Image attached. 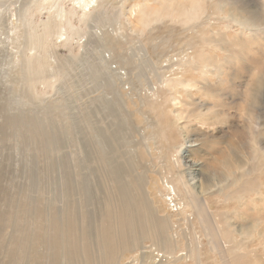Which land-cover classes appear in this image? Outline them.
Instances as JSON below:
<instances>
[{"label":"rangeland","instance_id":"rangeland-1","mask_svg":"<svg viewBox=\"0 0 264 264\" xmlns=\"http://www.w3.org/2000/svg\"><path fill=\"white\" fill-rule=\"evenodd\" d=\"M13 1L10 0L0 9V126L5 124V118L24 113L35 123L18 136L24 138L26 145L29 134L31 140L36 138L38 141L29 151L30 158L23 154L26 150L23 147L19 148L18 154L16 181H19V190L26 175L27 163L32 169L28 228L14 240L10 228L0 227L4 229L0 230V264H10L9 254L17 251L21 245V256L18 260H11L18 264L25 263L22 257L28 247L31 249L30 259L33 255L38 258L34 259V264H53V257H57L53 260L60 264H66V261L84 264L83 254L77 251L82 247L81 237H85L90 261L100 264L97 227L103 204L115 199V191L114 180L97 154L100 139L96 136L97 128H102L105 149L111 148L108 152L113 164L119 165L125 173L131 171V167L121 161L123 156L128 153L130 161L138 157L137 164L132 166L134 174L148 172L154 178L149 188L154 190L151 196L155 200L159 189L162 191L161 182L156 179L158 173H164L169 168V175L179 182L180 179H188L189 170H194L189 189H193L200 201H195L190 207L201 206L206 197L209 213L205 219L211 215L216 221L210 218L208 222L204 220L205 224L202 225L196 221L194 230H185L184 222L178 219L177 224L181 229L177 230V243L180 245L181 242V245L173 248L174 256L184 253L186 246L196 242L204 244L212 238L220 244L238 242V251L232 252L233 258L228 255L229 259L226 255L229 263L264 264V0H200L205 12L200 13L202 17L195 20L194 25L186 26L174 20L153 17V22H149L142 34L134 15L143 13V3L147 6L146 10H153L170 6L171 2V6H176L177 2L180 6H186L189 0H100L97 3L93 0L89 6L97 7L99 11L84 21L79 20L81 9L77 2L84 4L88 0H61L66 11L74 7L78 10L76 14L69 15L70 33L75 35L78 32L76 36L83 38L80 45L76 44V40L63 45L59 43L60 39L54 47L50 44L49 49L54 55L51 61L55 64L42 69L39 77H29L21 63L14 64V59L8 60L11 54L17 52L15 43L17 40L20 43L24 35L21 24L10 31L5 23L6 18H16L19 3L11 4ZM46 7L37 19L46 20L55 14L53 0H48ZM88 8H85V12H88ZM169 10L172 11V8L169 7ZM231 18L246 21V25H239ZM178 20L183 22V16ZM198 22L200 26H196ZM98 27L117 32L116 37H105L107 48H113L115 54L112 61L120 64L121 73H127L123 85L127 93H121L125 100L123 102L116 94L117 87H112L111 91V85L104 87L109 83L108 76L98 67L99 50L104 49L101 41L89 33ZM120 27L123 33L118 34ZM213 33H217V37ZM109 34L113 35L111 32ZM208 36L213 40L207 39ZM65 37L64 34L62 39ZM203 40L217 42L218 46L211 45L207 54L197 56L196 62L207 61L218 67L214 69L209 65L206 72L184 69L180 73L182 70L177 64L170 63V59L188 54L195 49L194 45L204 44ZM95 71L103 75H95ZM207 71L210 73L207 74ZM178 75L193 82L194 86L188 90L184 84L174 81V88L168 90L162 79L174 80ZM54 80L58 82L57 89L47 93L44 101L38 102L32 91L39 92L42 82ZM174 97H179L181 104H184L181 105L179 99L174 101ZM185 103L189 105L184 106ZM122 105L127 107V114ZM161 112L167 117L162 116ZM178 113L182 119L178 118ZM40 120L48 127L39 123ZM173 121L178 124L175 125ZM46 132L49 141L45 137ZM4 138L7 139L6 145L14 143L12 139ZM41 142L46 144L44 150L38 148ZM4 150L6 153L3 155L7 156L8 150ZM176 158L181 161V168L174 165ZM219 188L222 190L219 191ZM205 191L211 193L205 195ZM160 209L162 212V207ZM38 211L56 216L72 212L76 218V228L79 230H73L76 242L71 248H63L66 235L58 238L57 250L62 255L57 256L50 248L43 252L48 237L46 223L49 220L46 216L37 217ZM82 214L88 216L87 222ZM81 223L84 236L83 230H80ZM195 230L199 237L195 235ZM217 230H220L221 237L217 235L215 240L211 234H219ZM34 232L36 240L32 239L31 233ZM56 232L61 233V230ZM192 234L195 238H192ZM123 238L124 243L113 252L109 264H153L149 252L158 250L153 243L166 244L168 234L164 230H130L129 238ZM218 253L223 255L222 251ZM182 259L175 261L172 258L167 264L196 263L191 258ZM203 262L225 264L223 258L205 259Z\"/></svg>","mask_w":264,"mask_h":264},{"label":"bare ground","instance_id":"bare-ground-1","mask_svg":"<svg viewBox=\"0 0 264 264\" xmlns=\"http://www.w3.org/2000/svg\"><path fill=\"white\" fill-rule=\"evenodd\" d=\"M9 1L10 0H0V9L2 7H5ZM47 1L48 0H15L11 3V4H13L14 2L19 3V6L16 8L17 13H16L15 20H12L9 18L5 19V23H7L8 29L10 31H13L15 28H18L17 24H21L24 27V35L21 36V40L22 39L23 40L20 43H19V40H17V44L14 41H12L13 43H15V47L18 48V50L16 53L11 54L8 57V60L14 59V61H13L14 64H17L18 62L21 63L22 67L24 69H26L24 71H26V73L29 77H31V76L39 77L42 69L49 66L50 64H55V62L51 61V58H53L54 55H53L52 51L49 49L50 44H52V46L54 47L57 44V40L60 39L58 41H60L59 43H61L63 45L69 43L68 41L73 42L74 40H76L77 45H80L81 44L80 40L83 38V37L79 38L76 36L78 34V32L75 35H72L70 33V31L72 30V27L70 25L71 19H70L69 15H71L73 13L76 14L78 12V10H76L74 7L70 11H66L65 8L61 5V0H53V6L55 7V11H54L55 14L53 16H48L46 20L37 19L38 15L41 14L44 10H46ZM92 1L93 0L84 1L83 2L84 4H82V2L80 4L79 1L77 2L78 7L81 9L80 15H79L80 21H84V20L88 19V17L92 16V13H96L97 11H99L97 7L93 8V7L89 6ZM95 1L97 3L100 0H95ZM161 3H164V1ZM206 3H207V1H206ZM172 4L173 3L171 2V3H169L170 6H161L157 9H153V10H156V12L153 13V10H146L147 6L143 3V6H142L143 13L140 14L137 12V16L134 15V17L137 18V21H138L137 24L138 23L140 24V25L138 24V26H140V28L142 29L140 34H142V31L146 28V26L149 24V22H153V17H160V18H162V20H165V19L174 20L175 22H181L182 25L191 26V25H194L195 20L198 21L199 18L202 17V16H200V13L202 15V11H204V10H202L203 4L201 3L200 0H189V4L186 6H183V5L180 6V4L178 2L176 4L177 7L171 6ZM94 6H96V5H94ZM78 7H76V8H78ZM86 7H89L88 12H85ZM169 7L172 8V11L169 10ZM217 7L218 6H216V8ZM205 8H206V6H205ZM13 15H15V14H13ZM180 16H183V18H184L183 22L178 20V18ZM0 18H1V16H0ZM232 20L234 22H238L239 25H242V26L246 25V21L241 22V21L234 20V19H232ZM251 21H253V19H251ZM67 24H69V26ZM199 24L200 23L198 22V25H196V26H200ZM5 26H6V24H5ZM134 26H136V25H134ZM121 29H122V27L119 28L118 34H120L122 32ZM109 32H111L113 35L117 33L111 28L110 29L109 28L101 29L99 27L96 28V30L94 32L89 31V33L93 37H96L97 39H99L101 41L102 47L104 49V51H102L100 49L99 54H98V57H99L98 67L104 71L102 73H106L108 76V82L109 83H106L104 85V87L108 88L109 87L108 84L111 85L109 87L110 91L112 90L111 89L112 87H117L118 93H116V94H118L119 99L123 102L125 100L122 97V94L126 95V93H127V91H125V89L123 87L124 80H126L125 78L127 77V73H126V71H123L121 73L120 71L122 68H121L120 64L118 62L112 61L113 58L115 57V54H114L113 48L112 49L107 48L108 43L106 41L105 36L116 37L117 34L115 36H113V35L111 36L109 34ZM64 34L66 35V37L62 39V36ZM54 35H56V36H54ZM213 35H215V37H217L216 36L217 33H213ZM123 37H124V34H123ZM17 39H19V38H17ZM207 39L213 40L212 37H211V39H210V37ZM202 42H204V44L194 45L195 49L193 51L188 52V54H185L184 56H179L178 58H175V60H173V58H171L170 63L177 64L178 68L182 70L180 73H183L184 69H194V70L205 71V70L209 69V68L206 69L209 65H212V67L214 68L217 65L214 66L212 63H208L207 61L198 62V63L196 62L197 56L202 55V54H207L206 51H209L211 45H213L215 47L218 46L217 42H213V41L207 42L205 40H203ZM138 56L139 55H137L136 57H138ZM10 62H12V61H10ZM112 65H114V66H112ZM165 65H167V64H165ZM147 67L148 66H146V68ZM162 69H163V67H162ZM216 70H217V68H216ZM209 71H207V74ZM98 74H99V72L95 71V75H98ZM99 75H103V74H99ZM174 81H176L177 84H184L188 90L194 86L193 82H191V81L189 82V80L182 78V75H178L174 80L167 79V78L162 79V83L166 87L169 88L168 90L174 88V86L172 85V83ZM57 83H58L57 80L50 81L47 83L42 82L41 83L42 88L39 90V92L32 91L33 97L38 102L44 101V97L47 93L49 94V92L57 89V87H58ZM195 83H196V81H195ZM105 88H104V90H105ZM197 88H199V87H197ZM123 90L125 93L123 92ZM100 95H101V93H99L98 96H100ZM179 97H180V95H179ZM179 97H174V101L177 102V100L179 99V103L181 104ZM183 104L184 103H182L181 105H183ZM187 105H189V104L185 103L184 106H187ZM121 107L123 108L124 113L127 114V112H126L127 107H125L124 105H122ZM162 108H163V106H162ZM3 110L6 111L5 107L3 108ZM165 110L167 111V109H165ZM157 113H160V111H158ZM155 114H156V112H155ZM162 114L163 113L161 112V115ZM163 115H164V117H167V116H165V114H163ZM156 116H158V115H156ZM170 118L172 119L173 117H170ZM178 118L182 119V117L179 113H178ZM171 119H170V121H171ZM178 120H180V119H178ZM40 121H39V123H41L44 127H48L47 123H45L44 121H41V122ZM3 122L5 124L0 126V198L2 199V202H0L1 203L0 227H4V229L10 228L12 230L10 232L11 237H13L14 240H17V238H18L17 235H20L21 233H23L24 230H26L28 228L29 212H30L28 199L30 197V185H31L30 181H32V178H33L32 173L30 172V170L32 171V169H30V167L27 163V165L25 166L26 175L23 173L25 175V177L23 178V181L21 182L20 190H19V183H18L19 181L18 182L16 181L18 154L20 151L19 148L23 147V149H26L23 154H26L29 156L30 155L29 151H31V149L33 148V143L36 144L38 140L36 138L31 140L32 136L29 134L30 139L27 138L29 143H28V145H26L24 143L25 142L24 138H20L18 136V134H20V133L24 134V132H27L28 129H30L32 126H34V123H35L34 119L33 120L30 119L24 113L20 114L18 116L7 117V118H5V120H3ZM157 124H159V123H157ZM174 124L176 125L178 123L174 122ZM179 124H180V122H179ZM175 128H176V126H175ZM160 129H162V128H160ZM183 130H185V129H183ZM101 131H102V128L96 129V134H97L96 136H98L100 138L98 140L99 146H98V150H97L98 153L97 154H99L100 161L103 163V165H105L104 168L106 169L107 173L110 174L114 180L113 191H115V199L110 200L111 202L107 201L106 203L103 204V211L101 212V215L99 218L96 236H97V250H98L99 254H101V259L99 260L100 264H109L108 260L112 258L113 252L122 243H124V241L122 240V239H124L123 237L127 236L129 238L130 230H164L168 234V239L165 242L166 244L162 245L158 242L153 243L155 245V247L158 248V250L154 249L153 253L149 252L150 255L152 256L153 264H167L168 260H171L172 258H175V261L176 260L178 261V260L182 259L183 257L186 260L188 258H191L192 260L194 259L196 262L195 264H203L201 261L202 254H204L202 251L203 242L201 244L200 242L195 241L196 243L192 244L191 246H186V248H187L186 251L184 250L185 248L182 249L185 252L184 253H182V252L178 253L177 256H174V254H176V253H172L173 248L176 245H177L176 249L178 248V246L181 245V242H180V245L177 243L178 239H179V234L177 233V230L181 229V227L177 224V220L180 219V221L184 222L185 230H194V223L196 221H199L200 222L199 224H201V223L205 224V222H203V221L206 220L205 216L209 213V210H208L209 207L207 206L208 203H207L206 197L203 199V204L201 206L196 205L195 208L190 207L193 205V203L195 201H200V200H198L197 194H195L194 191L192 192L193 189L192 190L189 189V187L191 186V179H192L191 174L194 170H189V173H188L189 178L188 179H186V180L180 179L179 182H176L175 179L172 177V175H169V168H166L164 173H158L157 174L158 178H156V179L160 180L163 193L160 189L158 191V195L156 193L155 194L153 193V195L158 196L157 200H155V198L153 196H151V194L154 190L151 191V189L149 188V185L151 184V182H154V178L151 177L148 172H142V173L134 174V169L132 168V166L137 164L136 161L139 160V159H137L138 157L137 158L134 157L133 161H130L128 159L129 157L127 158L128 153H126L123 156L124 158L121 161L125 164L127 163L128 166L131 167V171H128L126 169V171H128V172L125 173L119 167V165L113 164L112 156H110V154L108 152L111 148L109 150L105 149L107 147H105L106 145H104V140H103L104 137L101 134ZM47 132L45 133V137L49 141V136L47 135ZM4 137H6L8 139H12L14 143H12L10 145H6L7 139H5ZM160 138H161V136H160ZM154 143H156V142H154ZM23 145H25V146H23ZM45 145L46 144L41 142L38 144V148L40 150H42V149L44 150L46 148ZM109 145H111V144H109ZM4 147L8 150L7 156L3 155L4 153H6L4 150L5 149ZM3 150H4V152H3ZM42 152H44V151H42ZM29 158H30V156H29ZM262 159L264 160V158H262ZM175 160L176 161H175L174 165H176L177 167L179 165L181 166V163H180L181 161H179V159H177V158ZM25 163H26V161H25ZM180 166H179V168H181ZM175 169H176V167H175ZM132 170H133V175H131ZM139 174H140V176H139ZM178 178H180V177H178ZM155 183H156V180H155ZM155 187L156 186H154V188ZM82 190H85V189H82ZM218 190L220 191L222 189L219 188ZM219 191H218V193H219ZM209 193H211V192L210 191L204 192L205 195L209 194ZM2 195H3V197H2ZM144 195H146V196H144ZM217 199H220V198H217ZM221 199H220V201H221ZM81 204L83 206L85 205L84 203H81ZM161 207H162V212H160ZM72 211H73V209H72ZM190 213H192V215H190ZM82 215L85 217V220L87 222L88 216L86 214H82ZM38 216H46L49 220L48 223L45 222L46 223V230H48V233H47L48 237H47V242H46L45 246L43 247L44 253L46 251H48L50 248L51 252L57 253V256L60 253H61V255L63 254L62 252L57 250V249H59L58 238L60 236L62 237L64 235H66V237H67V239L65 240L64 245H63V248H65V249L71 248V246L76 242L73 230H79V228H76V227H78V225L76 226L77 221H76V218L74 217L72 212H67L65 214L63 213V214L56 216L54 213H50V212H46V211H42V212L38 211L37 217ZM208 216H207V218H208ZM212 217H214V216H212ZM20 218L22 220L26 219L27 221H24V220L20 221L19 220ZM210 218H211V215H210ZM210 218H208V219H210ZM208 219L206 220V222H208ZM213 220H214V218L212 219V221ZM215 221L216 220H214V222ZM214 222H212V224H214ZM210 225L211 224L209 223V227H210ZM4 229H0V230H4ZM33 230H35V229H33ZM41 230H42V228H41ZM56 230H61V233L56 232ZM80 230H83L82 235L84 236V233H83L84 232V226L82 223H81ZM217 231L219 234H214V232L211 234V235L215 236V238H214L215 240H216L217 235H219V238L221 237L220 236V233H221L220 230H217ZM189 232H188V235H189ZM182 233H183V231H182ZM195 233L194 234L197 237L200 236V235L199 236L197 235L196 230H195ZM201 233L203 234V232H201ZM31 234H33L32 239H34L35 232L31 233ZM194 234L191 235L192 238H195L193 236ZM183 235H185V233ZM186 237H187V235H186ZM187 238H189V237H187ZM37 239H39V235H38ZM180 239L182 240L183 237ZM196 239H199V238H196ZM34 240H36V239H34ZM184 240H183V242H184ZM190 240H191V237L189 239V243H190ZM217 240H218V242L221 241L219 239H217ZM234 240H236V239H234ZM237 240H238V238H237ZM158 241H161V239ZM80 242L82 243V247H80L77 251H79L78 252L79 254H83L84 264H96V263L90 261L91 255L86 251L87 248H86L85 237H81ZM207 243H209L211 245V250L216 249L218 247L216 245L220 244V243H216L215 241H213L212 238H209V241ZM222 244L223 245L224 244H226V245L231 244V249L233 250V252H236V250H238V242H231V243L230 242H227V243L222 242ZM205 245L206 244H204V246ZM22 248H23V245H21L20 248H18V250L15 251L14 253L9 254L8 260H9L10 264H18L19 263V262H13L11 260H18L19 259V257L21 256ZM221 248H222V245H221ZM163 251H165L166 253H163ZM220 251H222V249ZM177 252H180V251H177ZM222 252H223V255H221V258H223L225 260V264H232V263H229L230 261L229 262L227 261V259L229 257L228 256L229 251L225 252V248H224V251H222ZM168 253L171 256H169ZM30 255H31V249L28 247L25 250L23 257H22L23 261L25 260V263L22 262V264H34V259H38V258H36L33 255V257L30 259ZM135 255L137 256V254H135ZM204 255H207V254H204ZM226 255L228 257H226ZM236 255H237V253H236ZM233 256L231 258H233ZM235 257H234V259H235ZM29 259H30V261H29ZM53 259H57V257H53L51 259V262H53V264H60L58 262H54ZM229 259H230V257H229ZM101 260H104V262H102ZM4 261H6V260H4ZM64 261H66V260H64ZM182 261H183V259H182ZM232 261H233V259L231 260V262ZM192 262H194V261H192ZM235 263H237V262H235ZM62 264H65V262H63ZM66 264H70V261H66ZM238 264H240V263H238Z\"/></svg>","mask_w":264,"mask_h":264},{"label":"crops","instance_id":"crops-1","mask_svg":"<svg viewBox=\"0 0 264 264\" xmlns=\"http://www.w3.org/2000/svg\"><path fill=\"white\" fill-rule=\"evenodd\" d=\"M204 244H206V245L204 246ZM204 244H202V251H203L204 254H207V255L202 254V258L204 257L203 259L201 258V261H202L203 264H204L203 260L205 261V258L206 259L210 258V259H213V260L218 258V259L221 260L222 258H221V255L218 253V251H220L221 249H222V251H224V248H225V252L229 251V256L232 255L233 250L231 249V244H229V245L219 244L220 246L216 245L218 247L216 249H214V250H211V245L209 243H204ZM221 245H222V248H221ZM236 251H238V250H236Z\"/></svg>","mask_w":264,"mask_h":264}]
</instances>
